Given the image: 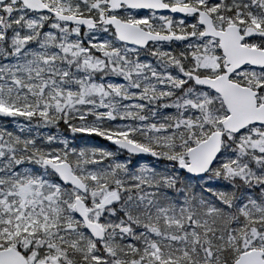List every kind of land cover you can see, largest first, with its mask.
Segmentation results:
<instances>
[{"label": "snow or ice", "instance_id": "1", "mask_svg": "<svg viewBox=\"0 0 264 264\" xmlns=\"http://www.w3.org/2000/svg\"><path fill=\"white\" fill-rule=\"evenodd\" d=\"M0 264H264V0H0Z\"/></svg>", "mask_w": 264, "mask_h": 264}]
</instances>
